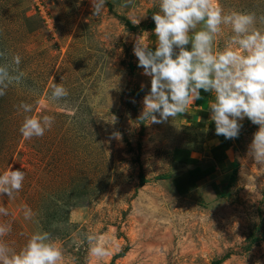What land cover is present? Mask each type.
Wrapping results in <instances>:
<instances>
[{
    "label": "rangeland",
    "instance_id": "374dc122",
    "mask_svg": "<svg viewBox=\"0 0 264 264\" xmlns=\"http://www.w3.org/2000/svg\"><path fill=\"white\" fill-rule=\"evenodd\" d=\"M212 2L264 16V0ZM124 5L108 0L93 15L90 0H0V50L19 54L26 74L0 97V173L11 165L26 174L14 199H0L10 213L0 223L12 226L4 239L19 250L36 228L23 219L28 205L63 248L62 264H264V166L247 155L258 125L242 122L227 195L212 203L178 195L170 152L204 134L180 115L140 119L151 83L132 49L139 35L152 43L158 8L153 0ZM223 31L218 48L230 28ZM53 83L69 96L51 101ZM21 101L33 104L29 115L55 116L43 137L19 133ZM85 232L103 236L110 254L90 257L79 244Z\"/></svg>",
    "mask_w": 264,
    "mask_h": 264
},
{
    "label": "clouds",
    "instance_id": "9594fccd",
    "mask_svg": "<svg viewBox=\"0 0 264 264\" xmlns=\"http://www.w3.org/2000/svg\"><path fill=\"white\" fill-rule=\"evenodd\" d=\"M108 0H90L93 15H99ZM158 11L152 13L156 37L155 48L140 35L135 37L133 54L137 66L150 77V91L143 97L140 119L159 124L186 113L188 106L201 99V90L210 92V120L216 135L235 139L247 118L258 125L248 145L247 155L264 166V16L254 12L229 11L214 5L212 0H153ZM132 0H125V5ZM230 33L222 47H217L224 28ZM190 45V47H188ZM22 58L0 50V97L10 87L22 85L26 74L21 69ZM143 87V86H142ZM69 96L61 83H53L49 99L61 101ZM23 121L18 129L25 140L43 137L55 122L54 115H29L33 104L17 106ZM119 136V134H115ZM25 172L9 168L0 173V199L11 200L23 187ZM9 210L0 204V216ZM25 221L36 228L17 250L4 237L11 231V222L0 223V264H62L64 250L53 233L44 230L28 205L22 208ZM53 228L57 225L53 224ZM79 244H86L90 257L103 258L110 254L105 238L91 232L82 234Z\"/></svg>",
    "mask_w": 264,
    "mask_h": 264
},
{
    "label": "crops",
    "instance_id": "0c3cea01",
    "mask_svg": "<svg viewBox=\"0 0 264 264\" xmlns=\"http://www.w3.org/2000/svg\"><path fill=\"white\" fill-rule=\"evenodd\" d=\"M155 42L154 35L149 46L155 48ZM140 69L143 73V69ZM201 97L193 105L190 104L187 112L180 114V118L184 126L204 135L198 139H186V144L172 148L170 164L173 175L169 179L178 195L186 196L194 192L212 203L228 194L227 188L232 182L235 164L238 163L237 138L226 139L216 135L209 110L213 96L201 90Z\"/></svg>",
    "mask_w": 264,
    "mask_h": 264
},
{
    "label": "trees",
    "instance_id": "16d2710c",
    "mask_svg": "<svg viewBox=\"0 0 264 264\" xmlns=\"http://www.w3.org/2000/svg\"><path fill=\"white\" fill-rule=\"evenodd\" d=\"M154 50V48H153ZM238 167V164L236 163L235 164V168L233 170V175H232V182L236 179V174H237V168ZM168 175H161L159 178H167ZM146 180L144 178L141 179V182L144 183Z\"/></svg>",
    "mask_w": 264,
    "mask_h": 264
}]
</instances>
